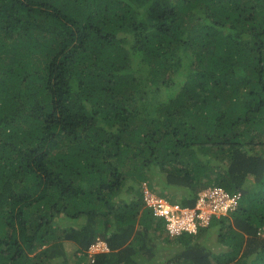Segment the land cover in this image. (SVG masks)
Segmentation results:
<instances>
[{"label":"trees","instance_id":"trees-1","mask_svg":"<svg viewBox=\"0 0 264 264\" xmlns=\"http://www.w3.org/2000/svg\"><path fill=\"white\" fill-rule=\"evenodd\" d=\"M142 183L240 199L170 236ZM262 233L264 0H0V264H264Z\"/></svg>","mask_w":264,"mask_h":264},{"label":"built area","instance_id":"built-area-1","mask_svg":"<svg viewBox=\"0 0 264 264\" xmlns=\"http://www.w3.org/2000/svg\"><path fill=\"white\" fill-rule=\"evenodd\" d=\"M145 205L153 215L165 221V229L171 236L180 233H196L199 227L208 225L212 217L225 216L234 211L239 203L240 194H228L219 187H211L197 196L194 207H183L171 203L164 196L157 197L143 190Z\"/></svg>","mask_w":264,"mask_h":264},{"label":"clouds","instance_id":"clouds-1","mask_svg":"<svg viewBox=\"0 0 264 264\" xmlns=\"http://www.w3.org/2000/svg\"><path fill=\"white\" fill-rule=\"evenodd\" d=\"M144 188H143V190L144 189H146L149 193H151V194H153V195H155V196H157V197H161V195H158L157 193H155V192H153V190L152 189H150V188H147L146 186H145V183H142L141 184ZM154 187V186H153ZM154 189H156V188H154ZM165 195V194H164ZM144 196V195H143ZM143 196H142V200H143ZM143 204H144V206L145 207H147L146 205H145V202H144V200H143ZM147 208H149V207H147ZM149 210L151 211V213H152V216L153 217H155V218H157V219H162L163 221H164V219L163 218H161V217H157V216H154L153 215V212H152V210H151V208H149ZM214 218H216V217H214ZM165 222V221H164ZM166 233H168L167 231H166ZM169 234V233H168ZM190 234H197V233H190ZM170 235V234H169ZM171 236V235H170ZM67 244V243H66ZM65 244V245H66ZM68 246H70L71 247V245H68ZM72 248V247H71ZM73 249V248H72ZM66 252V255H68V252L67 251H65ZM109 251H108V248H107V246H106V244L104 243V242H102V241H96L95 243H93V244H91L90 245V247L88 248V251H87V253H88V255H87V258L90 260V262L92 263L93 262V260H94V256H96L97 254H101V253H108ZM71 255H73V251H72V254ZM70 256V255H69ZM71 264H75V263H71ZM80 264H87V263H85V262H82V263H80Z\"/></svg>","mask_w":264,"mask_h":264},{"label":"rangeland","instance_id":"rangeland-1","mask_svg":"<svg viewBox=\"0 0 264 264\" xmlns=\"http://www.w3.org/2000/svg\"><path fill=\"white\" fill-rule=\"evenodd\" d=\"M216 171H217L216 169L211 170L212 173H215ZM156 191H158V188H156ZM178 195H181V194H178ZM262 236L264 237V233H262ZM64 250L68 252V255H71L73 251V249L67 244L64 246ZM164 253L166 254V251Z\"/></svg>","mask_w":264,"mask_h":264}]
</instances>
